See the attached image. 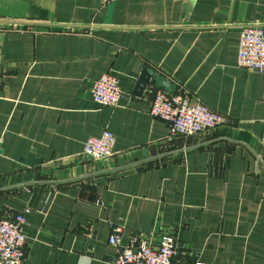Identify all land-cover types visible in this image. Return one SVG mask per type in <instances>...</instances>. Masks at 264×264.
I'll list each match as a JSON object with an SVG mask.
<instances>
[{"label": "crops", "instance_id": "crops-1", "mask_svg": "<svg viewBox=\"0 0 264 264\" xmlns=\"http://www.w3.org/2000/svg\"><path fill=\"white\" fill-rule=\"evenodd\" d=\"M250 25L264 0H0V219L30 209L24 264H113V225L124 245L173 233L174 264H264V72L237 63ZM106 73L115 108L92 99ZM161 79L229 125L170 136L149 114ZM105 130L113 155L87 158Z\"/></svg>", "mask_w": 264, "mask_h": 264}, {"label": "built area", "instance_id": "built-area-1", "mask_svg": "<svg viewBox=\"0 0 264 264\" xmlns=\"http://www.w3.org/2000/svg\"><path fill=\"white\" fill-rule=\"evenodd\" d=\"M237 63L241 68L264 72V26L250 25L241 29ZM91 94L100 107L115 108L120 104L123 90L118 77L106 73L93 82ZM149 114L167 123L173 137L204 134L229 125L227 116L211 110L186 91L157 90ZM115 144L116 136L105 130L100 136L88 138L84 153L93 161L106 160L113 155ZM3 145L4 140L0 138V152ZM29 213L30 209H26L0 219V264H24L26 261L25 228ZM111 229L109 244L117 248L113 264H174L178 244L173 233L163 231L155 243L149 235H134L124 245L123 227L113 225Z\"/></svg>", "mask_w": 264, "mask_h": 264}, {"label": "water", "instance_id": "water-1", "mask_svg": "<svg viewBox=\"0 0 264 264\" xmlns=\"http://www.w3.org/2000/svg\"><path fill=\"white\" fill-rule=\"evenodd\" d=\"M147 82H148L147 75H144L141 78L140 84L138 86V91L143 90L144 84H146ZM160 85H161L160 87L158 86V88H160V89H162L163 87H165L167 89V91H169L171 93H174L175 92V88L174 87H170V85L166 82V80H162ZM87 158L91 159L90 156H87Z\"/></svg>", "mask_w": 264, "mask_h": 264}]
</instances>
